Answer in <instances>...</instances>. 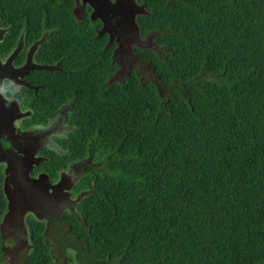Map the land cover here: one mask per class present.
Segmentation results:
<instances>
[{
  "label": "trees",
  "instance_id": "1",
  "mask_svg": "<svg viewBox=\"0 0 264 264\" xmlns=\"http://www.w3.org/2000/svg\"><path fill=\"white\" fill-rule=\"evenodd\" d=\"M147 1L142 32L167 30L161 55L138 49L158 85L134 70L108 83L112 49H59L70 70L60 99L36 110L47 118L76 97L71 153L92 141L97 159L108 155L79 182L77 258L64 249L73 264H264V0ZM30 224L19 264H59ZM3 244L0 231L7 264Z\"/></svg>",
  "mask_w": 264,
  "mask_h": 264
},
{
  "label": "flooded vegetation",
  "instance_id": "2",
  "mask_svg": "<svg viewBox=\"0 0 264 264\" xmlns=\"http://www.w3.org/2000/svg\"><path fill=\"white\" fill-rule=\"evenodd\" d=\"M123 1L0 0V222L9 204L25 212L23 218L12 214L2 234L3 248L22 247V259L32 247L30 222L42 226L44 243L51 246L55 259L60 244L74 252L80 239L69 220L78 224L82 220L79 201H73L89 189L78 190L79 182L84 174L102 173L108 158L107 153L96 158L92 141L71 153L68 139L77 125L69 115L76 97L61 103L47 118L37 116L43 100L60 99L56 87L61 74L70 71L62 64L59 49H112L118 69L120 49H134L146 61L138 49H159L154 50L159 55L166 49L159 38L167 30L142 32L140 17L154 14L149 2ZM76 34L87 43L98 39L99 46H76L71 40ZM131 70L142 80L138 69L132 67L128 74ZM142 81L158 85L154 70Z\"/></svg>",
  "mask_w": 264,
  "mask_h": 264
},
{
  "label": "rangeland",
  "instance_id": "3",
  "mask_svg": "<svg viewBox=\"0 0 264 264\" xmlns=\"http://www.w3.org/2000/svg\"><path fill=\"white\" fill-rule=\"evenodd\" d=\"M153 50L158 51L159 49H153ZM119 51H120L119 58H117V60H119V59L122 60V62L119 61V62H121L120 63L121 70L114 77V79L115 80H122L125 76H127L130 68L134 67V68L138 69L143 74L142 80H146L149 73H151L153 70V65L150 62L143 60L140 56H138L136 54V52L134 51V49H120ZM162 95L165 96V93H162ZM73 202H76V200ZM71 204L73 205V203H71ZM62 205H63V203H62ZM9 247H14V246H11V245L8 246V244H6V247H4V249H5L4 255H5V259H6L7 264H19L20 261H23V259L21 257H19V254L24 249L21 247V248H18L15 252L13 250V248H11L8 251L7 249ZM10 252H13V254ZM56 260L59 264H73L75 261V259L71 258L70 255L68 254V252L65 251L64 245H62V244L59 245L57 255H56Z\"/></svg>",
  "mask_w": 264,
  "mask_h": 264
},
{
  "label": "water",
  "instance_id": "4",
  "mask_svg": "<svg viewBox=\"0 0 264 264\" xmlns=\"http://www.w3.org/2000/svg\"><path fill=\"white\" fill-rule=\"evenodd\" d=\"M124 2V4L126 3V0H124L123 1ZM144 14H147V11L146 12H144ZM132 29H133V31H135V28L134 27H132ZM136 32V31H135ZM137 33V32H136ZM120 70H121V67L116 71V73L114 74V75H112L111 76V78H110V80L108 81V83H113L114 81H117V80H115L114 79V77L120 72ZM119 82H122L123 81V79L122 80H118ZM62 181V180H61ZM42 196V193L40 192V194L39 195H37V197H41ZM45 196H47V194H45ZM35 197V196H34ZM34 197H32V199L34 198ZM78 200H76V202H77ZM45 203L47 204V199H45ZM37 207V206H36ZM21 208H24L23 206H20V209ZM18 211H20L19 210V208H17V207H15L14 205H11V204H9V208H8V210H7V212L3 215V220H1V222H0V231H1V234H3L4 233V231H5V228H6V226H7V222L9 221V218L12 216V214L13 215H15L16 217H20V218H23V216H24V214H25V212H22L23 214H21V213H19ZM43 212V211H42ZM11 248H13V250L16 252V250L18 249V248H21L20 246H14V247H9L7 250L9 251ZM4 249V248H3ZM5 250V249H4ZM6 250V251H7ZM10 253H12L13 254V252H10ZM4 254H5V252H4Z\"/></svg>",
  "mask_w": 264,
  "mask_h": 264
},
{
  "label": "bare ground",
  "instance_id": "5",
  "mask_svg": "<svg viewBox=\"0 0 264 264\" xmlns=\"http://www.w3.org/2000/svg\"><path fill=\"white\" fill-rule=\"evenodd\" d=\"M84 197V194H82V196H81V198H80V200L78 199V201L80 202L81 200H82V198Z\"/></svg>",
  "mask_w": 264,
  "mask_h": 264
},
{
  "label": "clouds",
  "instance_id": "6",
  "mask_svg": "<svg viewBox=\"0 0 264 264\" xmlns=\"http://www.w3.org/2000/svg\"><path fill=\"white\" fill-rule=\"evenodd\" d=\"M3 247V246H2ZM4 257H5V255H4ZM6 260V259H5ZM7 263V262H6Z\"/></svg>",
  "mask_w": 264,
  "mask_h": 264
}]
</instances>
